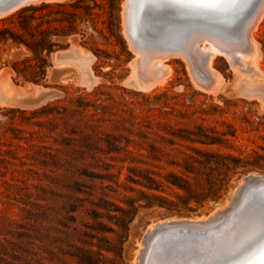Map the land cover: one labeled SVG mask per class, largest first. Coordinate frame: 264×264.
Listing matches in <instances>:
<instances>
[{
	"label": "rangeland",
	"instance_id": "obj_1",
	"mask_svg": "<svg viewBox=\"0 0 264 264\" xmlns=\"http://www.w3.org/2000/svg\"><path fill=\"white\" fill-rule=\"evenodd\" d=\"M121 4L40 0L0 16V77L24 98L0 104V264H130L150 223L208 214L243 175L264 176V95L237 92L224 55L215 92L179 55L162 86L125 83ZM256 39L263 74L249 86L264 81V16Z\"/></svg>",
	"mask_w": 264,
	"mask_h": 264
},
{
	"label": "bare ground",
	"instance_id": "obj_2",
	"mask_svg": "<svg viewBox=\"0 0 264 264\" xmlns=\"http://www.w3.org/2000/svg\"><path fill=\"white\" fill-rule=\"evenodd\" d=\"M3 1L0 0V3ZM36 1L40 0H16L3 5L0 7V16L23 4ZM248 1L246 0L238 12L239 21L244 18L252 5ZM131 2L132 0H122V26L134 50L130 62V74L147 84L144 89L162 86L168 75L172 73V64L167 62V59L172 55H179L192 72L194 82L204 89L215 92L222 83L223 77L213 65V59L218 55H224L238 72L235 83L236 91L246 95L257 93L264 95L263 80H256L253 85L249 86L248 79H246L251 74H263L260 64L261 48L256 39V27L264 16V0L260 1L254 13L245 22L240 33L241 40L233 42L227 40L206 22L226 28L234 35H238L237 24L216 21L198 10L169 11L168 18L171 19V23L174 26H182L176 32L179 33L184 29L188 31L182 40L180 49L139 46L131 33ZM147 35L153 36L155 41L166 40L164 33L158 34L155 30L148 31ZM145 39L144 36L140 37L141 41ZM2 70L3 68H0V72ZM18 92L23 94L22 87H14L8 74L5 73L3 77H0V104L15 102L19 99L24 100L16 96ZM246 175L258 176L254 173ZM245 178L243 175L232 197L228 198L225 203L217 205L208 214L167 217L164 220L150 223L137 244L130 264H230L234 261L232 264H261V260L264 259V248L246 258L239 259L238 257L248 244L264 230V190L256 196L246 198L233 216L221 222L226 208L232 205L239 192L248 186V184L243 186ZM186 220L199 221L203 224L188 228L191 233L185 236L172 234L175 229H186L179 222ZM161 224L164 225L158 229V225ZM165 230L163 235L153 240L155 233ZM151 234H153L152 237H150Z\"/></svg>",
	"mask_w": 264,
	"mask_h": 264
},
{
	"label": "water",
	"instance_id": "obj_3",
	"mask_svg": "<svg viewBox=\"0 0 264 264\" xmlns=\"http://www.w3.org/2000/svg\"><path fill=\"white\" fill-rule=\"evenodd\" d=\"M15 1L16 0H4L0 3V7L13 3ZM260 1L261 0H249L248 3L252 5L245 14L244 18L239 21V19L237 18L238 12L241 6L246 2V0H239V2L235 4L218 3L214 5H208L205 3L198 2H188V0H175V2H173V0H132L131 33L133 34L134 40L139 43V46L150 45L159 48L180 49L182 46V40L185 38L188 31L187 29H184L179 33L176 32L182 26H174L171 23V19L168 18V15L169 11L172 10H176L177 12L179 10L189 9L198 10L205 16L215 19L219 22L221 21L237 24L238 35H234L231 34L226 28H223L216 24H212L210 22H206V24H209L210 26L214 27L215 30L221 33L227 40L233 42L241 40V30L245 22L249 19V17L254 13V11L258 7ZM150 30H155L158 34L164 33L166 35V40L155 41L153 36L147 35V32ZM141 36H144L146 39L144 41H141ZM124 82L143 89L147 86L146 83L134 77L133 74H130V69L124 77ZM245 177L246 178L244 180L243 186L246 184H248V186H246V188L240 191L234 203L226 208L225 214L222 217L221 222H224L225 220L233 216V214L237 212L239 208H241L240 206L244 203L243 201L246 200V198L256 196L257 194H259V192H262L264 190V176L262 177L254 175H245ZM169 222L170 221H168V223ZM179 222L182 224L183 227H186V229H175L172 234H180L185 236L186 234L188 235L191 233L190 229L188 228L197 227L200 226V224H203L199 221L191 220ZM163 225L164 224L158 225V229ZM165 232L166 230L155 233L153 240L155 241ZM152 236L153 234L150 235V237ZM261 248H264V230H262L261 234L257 236L250 244H248L241 256L238 258L242 259L246 258L247 256H250V254H256Z\"/></svg>",
	"mask_w": 264,
	"mask_h": 264
},
{
	"label": "trees",
	"instance_id": "obj_4",
	"mask_svg": "<svg viewBox=\"0 0 264 264\" xmlns=\"http://www.w3.org/2000/svg\"><path fill=\"white\" fill-rule=\"evenodd\" d=\"M41 46L42 45H39V44H35L34 45V48L35 49H38V48H41ZM48 107V108H47ZM44 106V107H42L39 111L40 112H48V110H52L53 108H56V107H58V106H51V105H49V106ZM56 116L55 115H51V116H49V118H47V120H40L39 121V124L40 125H42V126H47L48 124H51V123H53V119L55 118ZM56 125H53V127H55ZM49 128H51V127H49ZM43 133V135H47V132L45 131H43L42 132ZM149 178V180H151L150 182H153V177H151V176H149L148 177ZM150 186H151V183H150Z\"/></svg>",
	"mask_w": 264,
	"mask_h": 264
},
{
	"label": "snow or ice",
	"instance_id": "obj_5",
	"mask_svg": "<svg viewBox=\"0 0 264 264\" xmlns=\"http://www.w3.org/2000/svg\"><path fill=\"white\" fill-rule=\"evenodd\" d=\"M175 2V0H173ZM188 2H198V3H205L208 5H214L218 3H232L235 4L239 2V0H188ZM261 264H264V259L261 260Z\"/></svg>",
	"mask_w": 264,
	"mask_h": 264
}]
</instances>
